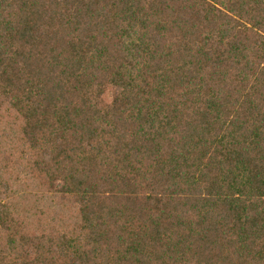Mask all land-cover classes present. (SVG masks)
I'll return each instance as SVG.
<instances>
[{
    "label": "trees",
    "instance_id": "16d2710c",
    "mask_svg": "<svg viewBox=\"0 0 264 264\" xmlns=\"http://www.w3.org/2000/svg\"><path fill=\"white\" fill-rule=\"evenodd\" d=\"M0 264H264V0H0Z\"/></svg>",
    "mask_w": 264,
    "mask_h": 264
}]
</instances>
